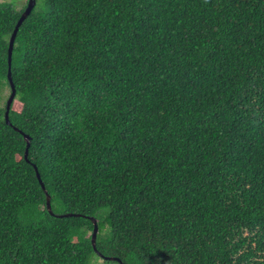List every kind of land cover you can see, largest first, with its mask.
<instances>
[{"label":"trees","instance_id":"16d2710c","mask_svg":"<svg viewBox=\"0 0 264 264\" xmlns=\"http://www.w3.org/2000/svg\"><path fill=\"white\" fill-rule=\"evenodd\" d=\"M35 1L11 125L0 2V264H264V0Z\"/></svg>","mask_w":264,"mask_h":264},{"label":"water","instance_id":"95a60500","mask_svg":"<svg viewBox=\"0 0 264 264\" xmlns=\"http://www.w3.org/2000/svg\"><path fill=\"white\" fill-rule=\"evenodd\" d=\"M35 5H36V1L35 0H29L28 1L27 9L25 10L23 15L21 16V18H20V20H19V22H18L13 34L11 35L10 41H9V48H8V65H9L8 78H9V82H10L11 87H12V92H11V95H10L8 101H7V111H6L5 118H6L7 123L10 124V125H11L10 109H11L12 103L14 102L15 97H16V89H15V85H14L13 78H12V56H13L15 40H16L18 31H19L22 23L31 14V12L34 9ZM14 89H15V92H14ZM25 138L27 140V149H26V152H25V157L28 158L29 147H30V137L28 135H26ZM35 169L37 171V177H38L39 181L42 184V188L45 190L46 195H47V207H48V210L53 214L52 205H51V196L48 194V192H47V190L45 188V185L42 182V178H41V175H40V173L38 171V168L36 167ZM65 216H68V215H65ZM92 220H93L94 225H95L94 232H93V237H92V242L95 245L96 236H97V233H98V225H97V221H96L95 218H92Z\"/></svg>","mask_w":264,"mask_h":264},{"label":"rangeland","instance_id":"374dc122","mask_svg":"<svg viewBox=\"0 0 264 264\" xmlns=\"http://www.w3.org/2000/svg\"><path fill=\"white\" fill-rule=\"evenodd\" d=\"M6 1H10V0H0V2H6ZM18 2L20 3L19 7L21 8L22 5H24V4H26L28 2V0H18ZM6 94L9 96L10 91L7 90L6 93H5V95ZM14 106H15V110H18V111L21 110V103L19 101L15 102V105Z\"/></svg>","mask_w":264,"mask_h":264},{"label":"snow or ice","instance_id":"6c2138e0","mask_svg":"<svg viewBox=\"0 0 264 264\" xmlns=\"http://www.w3.org/2000/svg\"><path fill=\"white\" fill-rule=\"evenodd\" d=\"M25 78H27V73H25ZM14 92H15V89H14Z\"/></svg>","mask_w":264,"mask_h":264}]
</instances>
